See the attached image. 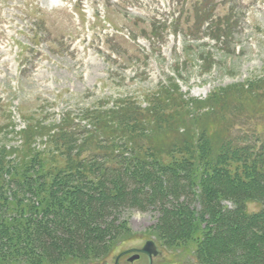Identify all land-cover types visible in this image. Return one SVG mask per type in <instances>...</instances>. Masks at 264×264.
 Returning <instances> with one entry per match:
<instances>
[{"label": "trees", "instance_id": "16d2710c", "mask_svg": "<svg viewBox=\"0 0 264 264\" xmlns=\"http://www.w3.org/2000/svg\"><path fill=\"white\" fill-rule=\"evenodd\" d=\"M173 86L147 108L121 100L78 123L66 114L52 128L28 126L25 150L0 145V264L105 262L126 239L125 210L156 211L154 242L192 245V264H264V148L233 103L264 88L195 100ZM43 137L50 148L36 145ZM250 203L260 209L248 213Z\"/></svg>", "mask_w": 264, "mask_h": 264}, {"label": "rangeland", "instance_id": "374dc122", "mask_svg": "<svg viewBox=\"0 0 264 264\" xmlns=\"http://www.w3.org/2000/svg\"><path fill=\"white\" fill-rule=\"evenodd\" d=\"M246 82L264 88V0H0V145L6 149H23L28 126L52 128L66 114L78 123L86 110L121 100L147 108L152 95L173 84L183 99L204 100ZM254 95L260 98L233 103L249 113L241 129L264 148V89ZM39 142L44 148L46 138ZM257 204L247 212H257ZM120 213L127 231L120 239H126L99 264H114L118 254L155 240L156 211ZM158 249L153 264H192V245Z\"/></svg>", "mask_w": 264, "mask_h": 264}, {"label": "water", "instance_id": "95a60500", "mask_svg": "<svg viewBox=\"0 0 264 264\" xmlns=\"http://www.w3.org/2000/svg\"><path fill=\"white\" fill-rule=\"evenodd\" d=\"M130 253H136L135 255H132L129 259H128V262L129 263H132L134 261H136L138 258H139V254H143L147 257L148 259V264H152V259L157 257L158 256V251L156 249V246L154 244L153 241L151 240H148L144 243L143 247L141 249H134V250H129V251H125L121 254H119L117 257H116V260H115V264H118V260L124 256V255H127V254H130Z\"/></svg>", "mask_w": 264, "mask_h": 264}, {"label": "flooded vegetation", "instance_id": "af4514ba", "mask_svg": "<svg viewBox=\"0 0 264 264\" xmlns=\"http://www.w3.org/2000/svg\"><path fill=\"white\" fill-rule=\"evenodd\" d=\"M140 256H141V255H140ZM128 257H129V256H125V257H123V258H126V259H127ZM143 257H144V256H143ZM120 260H122V258H121ZM120 260H119V262H120ZM152 264H153V263H152Z\"/></svg>", "mask_w": 264, "mask_h": 264}]
</instances>
